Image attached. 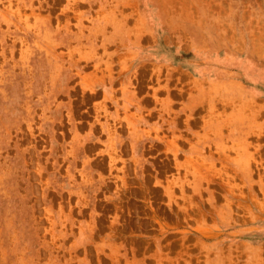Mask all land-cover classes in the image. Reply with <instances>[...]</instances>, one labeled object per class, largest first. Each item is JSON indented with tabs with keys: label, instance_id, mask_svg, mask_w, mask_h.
<instances>
[{
	"label": "rangeland",
	"instance_id": "obj_1",
	"mask_svg": "<svg viewBox=\"0 0 264 264\" xmlns=\"http://www.w3.org/2000/svg\"><path fill=\"white\" fill-rule=\"evenodd\" d=\"M0 264H264V0H0Z\"/></svg>",
	"mask_w": 264,
	"mask_h": 264
}]
</instances>
